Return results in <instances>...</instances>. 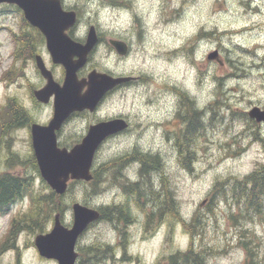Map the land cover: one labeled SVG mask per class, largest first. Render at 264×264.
<instances>
[{"label":"rangeland","instance_id":"374dc122","mask_svg":"<svg viewBox=\"0 0 264 264\" xmlns=\"http://www.w3.org/2000/svg\"><path fill=\"white\" fill-rule=\"evenodd\" d=\"M63 3L65 8H70L76 6L78 0H63ZM101 4L104 7H112L111 3L106 2L103 5L101 2ZM77 8L81 12L79 16L80 26L87 24V31L89 24L97 25V29L103 33L105 41L99 43L90 53L85 66L87 68L94 67L97 71L114 74L131 73L138 77V80L134 83L106 95L95 108V113H92V111L81 115V118L74 117L66 126V131H63L59 137L60 142L72 147L80 142L87 132L84 133V130L90 123L94 124L92 122L94 119L99 122V120L121 117L128 122L125 131L106 138L94 155L92 167H97L99 171L97 175L100 176L99 179H96L98 187H96L95 192H93L92 183L90 182H70L67 192L61 199L64 205L61 216L65 224L72 223L71 204L74 201L97 207L100 211L105 207L118 205L117 207L122 208L126 213L125 219H114V222H109L102 218L88 226L76 244L79 255L81 248L95 245L98 249L101 247L107 248V245H109L110 247L107 249H110L112 255L96 264H169L171 255L178 251H184L182 249H187L190 243H194V246H197L195 247L196 250H199L200 244L210 249L207 257H226L229 253H232L233 255L230 258L235 260L236 250L243 249L246 253L243 264H264V201L257 202L256 210L253 214H249L250 217H242L236 204L232 209L219 194L215 200H210L211 189H205L204 187V178L209 173L216 172L217 169H224L228 173V179L237 177L232 175V172L237 168H247L248 172H251L261 165L264 166V124L257 126L259 128L249 125L248 121L245 122L247 112L238 108L235 103L250 87V73L245 70L244 64L247 58H255L254 49L245 46L248 43L246 33L250 30L245 28L246 31L233 35L239 37L242 41L231 46V53L238 54L240 57L238 62H233L229 58V50L219 44L220 41L229 37L226 35H222L218 41L216 40L218 45L222 47L220 54L224 59L223 65L217 62H208L206 59L203 62L192 59L197 51L195 36L187 40L182 48L166 53L169 58L177 55L187 57L199 69L201 79L205 75V70L209 64L213 66L216 73L214 79L217 82V99L208 106L216 115L208 109L211 112V119L204 117V120H202L203 128L197 133L189 135L187 130L188 118L182 111L193 108L195 110L194 102L193 106L187 108V106L183 107L180 99L177 106L178 114L175 113L172 119L157 124L155 122L157 112L163 110L166 106V98L163 93L174 92L178 96L179 93H186L178 88L154 82L149 75L144 74L142 71L139 64L140 54L136 51L134 44L124 36L113 37L111 33L102 31L100 25L95 21L82 22L84 8L79 6ZM214 10L224 18L227 11L226 0H214ZM180 15L179 11L169 9L165 0L162 4V18L165 23L175 21ZM21 19L22 17L19 14L10 11L6 18L5 15H0V24H5L6 27L11 26L18 32V24L19 29H21ZM232 27L238 26L235 23L223 22L219 30ZM242 28L244 29V27ZM22 29H25V26ZM135 30L137 37L142 39V22L139 19L135 20ZM8 36L7 29L2 30L0 33V42L2 41L3 44L0 47V75L1 72H5L4 68L7 67L5 75L2 74L4 75L2 77L4 78L2 80L4 84L0 85V97L6 90L8 94L15 97L17 95V99H14V101L17 100L18 105L10 101V110L7 109L8 111L4 112L1 107L4 100L0 98V119L4 115L5 119L6 117L9 118L12 111H14L13 114H18L22 116L21 118L26 119L23 122L19 121L11 125L13 133L12 131L10 133H12L14 142L10 149L13 152L4 146L5 142L0 146V175L8 173L26 177L30 180L33 190L40 195H44L47 191V184L41 179L39 173L32 169V162L29 157L32 153L27 144L29 136L20 127L23 123L32 121V119L45 121L50 114V107H42L35 103L36 101L32 99L27 87L28 81H30L28 83L35 85L39 81L35 63L31 59V54L35 51L34 48L38 47V51L48 62H50V56L44 53L41 39L40 42L36 40L33 41L34 47L30 48L29 52L26 51L21 63H17V66H15V62L12 63L9 56L12 43L11 39L9 41L10 36ZM109 38L125 41L130 47L129 52L125 56L118 55L107 43ZM76 39L82 41L84 38ZM112 52H115L119 57V63H114L110 56ZM125 60L128 63H124ZM106 65L111 67L110 71L105 67ZM247 67L264 72V63L259 65L248 64ZM81 70L79 69L77 74L84 77L91 69ZM56 74L59 78L58 68ZM225 84H228L227 89H225ZM6 85L8 86L5 87ZM144 87L151 90L147 98L143 91ZM248 103L249 108L256 106L251 101ZM157 105L159 108H157ZM259 107L264 108V106ZM145 109L148 110L145 111ZM228 114L230 116L226 119L225 116ZM159 128L163 129L164 138L175 142L172 147L177 153V162L183 169V172L170 174L168 172V162L171 159V151L165 152L161 149L157 154L159 161H162L163 164V167H160L163 172L157 176H164L159 179L161 190L158 192L161 193L163 198L165 196L171 198L173 201L171 213L174 215H171L168 209L162 210L160 213L155 212V215L152 214L154 207L147 200V196L154 190L153 180L147 187L144 182L147 179L145 176L142 178V182L136 183L135 187L138 188L137 191L140 194H142L141 190H144L145 187L148 192L147 196L139 195L137 202L129 197L127 191L130 189L123 186V191L112 183L116 180L120 184L123 178H128L131 181L130 176L137 174L136 157L133 153L141 151L140 148L134 149L136 150L134 152L132 150H114L127 143L130 138L138 139L145 148H153L159 141L157 136ZM3 132L0 131V136L8 137V134L5 132L4 135ZM8 140L9 138L6 141ZM181 144L188 146L190 155L184 154L185 151ZM127 152H129L128 155H123ZM146 162L149 164L148 160ZM147 174L148 170L144 175L147 176ZM214 179L215 183L226 180L219 175L215 176ZM29 190H32L30 186ZM36 197L34 192L32 197L28 193L24 194L20 199H16L5 213L0 215V238L6 233L9 237L7 246H11L7 247L2 256L0 255V264H57L54 260H46L38 255L33 244L37 232L26 227V225H31L34 220L39 219L43 227L42 232L51 228L53 217L46 220L47 217L44 214V210L48 209V204L46 201L31 203L30 198ZM96 200H108L110 203L96 206L94 204ZM163 207L167 206L161 203L160 208ZM24 214L28 215L25 217H27L26 219L30 218V223L23 221L24 223L19 222L13 227L14 220L12 223L11 220L14 218L21 219ZM185 237H187V241ZM84 241H94V243L86 244L83 243ZM86 257V262L91 264L89 256L86 255Z\"/></svg>","mask_w":264,"mask_h":264},{"label":"clouds","instance_id":"9594fccd","mask_svg":"<svg viewBox=\"0 0 264 264\" xmlns=\"http://www.w3.org/2000/svg\"><path fill=\"white\" fill-rule=\"evenodd\" d=\"M165 0H129V8L104 7L101 0H78L77 6L84 8L82 22L95 21L99 24L102 31L111 33L113 37L124 36L136 46V51L140 54L139 64L144 74L149 75L154 82L166 84L169 87L178 88L184 91L194 102L195 110L204 114V117L211 119V112L206 111L208 106L217 99V82L214 79L216 73L213 66L209 65L205 70V75L200 78L199 69L182 55L169 58L166 53L180 49L187 40L196 36L201 30L215 32L221 28L223 22L235 23L238 27L249 29L246 33L247 47L253 48L255 58L249 57L244 61L245 70L250 73V87L246 93L238 98L236 106L243 111L250 110L249 101L256 106H264V72L259 69L253 70L247 67L248 64L259 65L264 63V0H247L248 8L244 7V0H226L225 17L214 10V0H166V6L179 11L181 15L171 23H165L162 18V4ZM142 22L143 38L137 37L135 30V20ZM230 18V19H228ZM86 27L78 25L76 35L86 38ZM239 37L229 36L219 44L230 52L229 58L233 62H238V54L231 53L233 44L241 43ZM218 42L208 39H200L197 42V51L193 56L194 61L203 62L206 54L217 48ZM114 63H119V57L115 52L110 53ZM146 61V62H145ZM128 63L127 60L123 61ZM108 70L111 67L106 65ZM228 84H225V89ZM147 98L151 91L147 87L143 88ZM166 106L157 112L155 122L162 124L165 120L172 119L177 111L180 97L174 92H164ZM157 108L159 106L157 105ZM148 109H145L147 111ZM223 115V114H222ZM230 114L225 118H229ZM202 117V120H204ZM206 122V121H205ZM159 141L153 148H145L138 140L130 138L125 144L119 146L114 151H129L140 148L145 153L158 154L161 149L165 152L171 151L168 172H183L177 162V153L172 147L174 141H169L163 136V129L157 130ZM135 167L137 174L131 175L133 182L139 180V162ZM248 172L247 168H237L232 175L242 178ZM219 175L222 179H227L228 173L224 169H217L214 173H209L204 178L205 189H211L215 183L214 177ZM159 176L153 178V189L159 191ZM108 200H96L94 204L100 206L107 205ZM187 218V217H186ZM187 241V237H185ZM103 243V241H101ZM83 243L92 244L94 241H84ZM186 251L187 249H182ZM229 253L226 257L209 256L205 258L204 264H243L246 253L243 249L236 250V259L233 260Z\"/></svg>","mask_w":264,"mask_h":264},{"label":"water","instance_id":"95a60500","mask_svg":"<svg viewBox=\"0 0 264 264\" xmlns=\"http://www.w3.org/2000/svg\"><path fill=\"white\" fill-rule=\"evenodd\" d=\"M14 3L23 11L24 18L37 27L45 36L46 48L54 63L64 67L62 84L54 81L40 56H36V65L46 78V84L34 91L40 101L46 102L53 96V115L46 125H31V143L40 176L57 194H63L69 180L89 181L90 169L95 151L108 136L126 128L123 118L102 120L88 127L79 143L70 149L58 147L55 130L74 111L88 109L93 111L105 93L128 77H113L104 72L92 70L87 77L78 78L77 71L86 61L88 54L98 41L94 26H90L84 43L73 40L65 31L74 25L76 13L64 10L60 0H0ZM115 51L124 55L127 44L121 40L109 39ZM217 54L213 51L208 58ZM257 122H264V109L253 106L247 112ZM72 224L65 226L59 213L53 219L50 231L39 233L34 238L38 254L55 259L57 264H75L78 253L75 245L78 237L87 226L99 218L95 208L79 202L71 205Z\"/></svg>","mask_w":264,"mask_h":264},{"label":"flooded vegetation","instance_id":"af4514ba","mask_svg":"<svg viewBox=\"0 0 264 264\" xmlns=\"http://www.w3.org/2000/svg\"><path fill=\"white\" fill-rule=\"evenodd\" d=\"M60 1H61V4H62L63 8H65L63 0H60ZM101 2L103 3V5L106 2L107 3H111L112 8H129L130 7L129 0H101ZM244 5H245V8H248L247 1L244 2ZM65 9H73V10H75L76 14L78 15L77 4L74 7L65 8ZM10 11H14V13L19 14L22 17V19H21L22 20L21 29H19V24H18V32H17V30L13 29V27H11V26L6 27L5 24H2V25L0 24V33L2 32V30H6L7 29V34L10 36V37L8 36L9 37V41L11 39L12 48L9 50V56L12 59V63L15 62L14 63L15 66H17L16 65L17 63H21L25 52L26 51L29 52L31 50L30 48L34 47L33 41L38 40L40 42V39H41V41L43 43L42 48L45 50L44 53H46V54H48L50 56V54H49V52L47 51V48H46L45 36L40 32L39 29H37L36 27L30 25L28 22H26L24 20L23 13H22L21 9H19V7L17 5H15V4H10V3H6V2L0 3V15H5V18H6L7 15L10 14ZM78 25H80L79 19H77V22L73 26L69 27L65 31V33L68 36H70L71 38H73L75 40H77L76 38H80V37H78L75 34L76 31H77V26ZM90 25L91 24H89L88 27ZM23 26H25V29H22ZM94 26H95V30H96L97 36H98V44L105 42L104 41V37H103V33H101L97 29V25H94ZM242 29H243L242 27H232V28H226L224 30L215 31V32H206V31L201 30L195 36L194 39L196 40V42H198L200 39H208V40H211V41H216V40L218 41V39H220L222 37V35H226V36L238 35V34L242 33V31H243ZM215 37H218V38H215ZM78 41H80V40H78ZM82 41H84V39ZM2 46H3V44H2V41H1L0 42V47H2ZM127 46H128L127 47V50H128L127 53H128L130 47H129L128 44H127ZM34 49H35V51L32 52L31 59H33V61L35 63V67H36V62H35L36 61V56L38 55V56H40L42 58L46 68L48 70H50V72L52 74V77L54 78L55 82L62 83L63 75H64V67L61 64L54 63L52 61V59H51V56H50V62L46 61L44 56L40 53V51H38V47H36ZM215 50L217 51V55H215L214 58L209 59L207 57V54H206V58H205L206 61H208V62H217L220 65H223L224 64V59L222 58V56L220 54V52L222 50V47L220 45H218ZM89 57H90V55L87 58V62L89 60ZM87 62H86V64H87ZM228 62L231 63L230 61H228ZM209 65H207V67ZM201 66H203V65H201ZM57 68L59 69V72H60V77L59 78L57 77V74H56V69ZM4 69H5V72L4 73L1 72L0 81H2L4 79L2 77L5 75V73L7 71V67L4 68ZM79 69H82L81 71H83L84 69H91V70L95 69L96 70V68H94V67L87 68L85 65L80 67ZM36 71L38 73V80H39L38 83L35 85V84H32V83H28L30 81L27 80L28 81L27 82V84H28L27 87L29 89V93H30L32 99L36 101V102L34 101L35 103H37L38 105H40L42 107L43 106L44 107H48V106L50 107V114L48 115V118L45 121H39V120L35 121L34 119H32V121L25 122L20 127L21 129H23L24 132L27 133V136H29V140H28L27 144H28V147H29V150L31 151V153H33V152H32V143H31V136H30V125L33 122H37V123H39L41 125H46L49 122V120L51 119L52 111H53V96H50L46 102H43V101H40L39 99H37L35 97V95H34V91L37 90V89L42 88L47 82L46 78L41 74L40 70L37 67H36ZM106 73H108V72H106ZM2 74H4V75H2ZM108 74H110L111 76H114V77H118V76L128 77V79L126 81H124V82H121V83L115 85L112 88V90H109L107 92L106 95H108L110 93H113V92H115V91H117V90H119V89H121V88H123V87H125V86H127L129 84H131V83H134L135 81L138 80V77L135 76V75H132L131 73L130 74L108 73ZM86 76H84V77H86ZM78 78H82L81 75H78ZM3 84H4V82H3ZM7 86L8 85H6L5 87H7ZM0 98H2V100H4V102L1 104V107H2L4 112L8 111L7 109L10 110V108H11V105H9L10 101H11V103H14L15 105H18L17 100L14 101V99H17V95L15 97L14 95L8 94L6 92V90L3 92V95ZM13 112L14 111H12V115L9 118L6 117V119H5V115H4L0 119V131L1 132H3L4 130L8 131V132L4 131L2 133V134L5 135V132H6V134H8V137H6V136L1 137L0 136V146H1V144H3L5 142L4 146L8 147V149H10L11 146H13V142H14V138L12 136L13 131L11 129V125L18 123L19 121L23 122V119H24V118H21L22 116H19L18 114H13ZM178 112H179V110L176 111V114H178ZM86 113L88 114V113H91V112L89 110H86V109L85 110H81V111L72 112L62 122V124L59 127V129L55 130L56 139H57V146L58 147L70 148L67 144H65L63 142H60L59 137L62 135L63 131H66V129H65L66 126L68 125V123H70L74 119V117L81 118V115L86 114ZM92 113H95V110ZM94 121H95V119L92 122L93 123L98 122V121H95V122ZM247 121L249 122V125H252L254 127L261 126V125L264 124L262 122H256L255 120H252V119L250 120L248 117H247V120L245 122H247ZM90 124H92V123H90ZM89 125L87 126L86 130H84V133H85V131H87ZM127 127H128V122H127ZM257 128H259V127H257ZM17 129H19V128H17ZM125 129L120 131V132H118V133H122L123 131H125ZM10 131H12V133H10ZM8 138H9V140L6 141ZM11 152H13V151L11 150ZM244 177H245V175L242 176V178H234V177H232V178H228V179H226L224 181H220V182L214 183L213 186L211 187L210 200H213V199L215 200V198L218 197V194H219L221 198L225 199L226 203L229 206H231L232 209L234 208V206L236 204L238 206L239 210L241 211V216L242 217L243 216L247 217L248 210L251 211L254 208V205H251V204L247 203V196L252 190V188H251L252 184L248 180H245ZM253 190H256V188H254ZM257 191H259V189H257ZM256 201H264V198L261 199V200L256 199ZM255 210H256V208H255ZM99 212L101 213V211H99ZM12 221H13V219L11 220V223H12ZM11 223H10V225H11ZM7 240H8V238H7V235L5 233L0 238V255L1 256H2L3 252L5 250H7V247H8L7 246Z\"/></svg>","mask_w":264,"mask_h":264},{"label":"trees","instance_id":"16d2710c","mask_svg":"<svg viewBox=\"0 0 264 264\" xmlns=\"http://www.w3.org/2000/svg\"><path fill=\"white\" fill-rule=\"evenodd\" d=\"M25 119L26 118H24L23 120H25ZM194 126H197V131L196 130L193 131ZM202 128H203V122L201 119V115H197L196 113L192 114L190 122H189V126L187 128L189 135H193V134L197 133ZM183 149L185 151L184 152L185 155L186 154L190 155V149H188L187 145L183 144ZM29 157H30V160L32 162V169H34L38 173L37 165L34 161L33 156L30 154ZM135 157L137 159H139V161L141 163V167H140L139 171L144 172L145 169L150 168V172L147 174V179H146V183H145V186L147 187L152 183V180L155 176V172H157V169H158V168H156L158 166V163L156 160H153L151 162L152 167H150V164L148 166L145 163V161L141 158L143 156L140 157L139 155L135 154ZM97 172H99L97 170V167L92 168V179H91L90 183H92L91 187L93 189V192H95L96 187H98V185H97L98 183L96 182V179H99ZM149 174H152V176H150ZM244 178H245V180H248L252 184V185L250 184L252 190L247 196V203L254 205V208L251 211L248 210V215H249L250 214L249 212H252L255 210L257 202H259V203L262 202V201H256V199L261 200L264 198V166H262V165L259 166L258 168L254 169L252 172L246 174ZM29 186L33 190V187L31 185L30 180L26 177H19L17 175H12V174H8V173H4V174L0 175V214L2 212H5L9 208V206L16 199H20L22 197V195L28 193L32 197L33 192H34L37 197L32 198V199L30 198L31 203L32 202L38 203L40 201H46L48 204L47 205L48 209L44 210L45 217H47L46 220L51 219L54 215L53 213H56V212H59L62 215L64 205H63V202L61 199H62L63 195H57L47 185H46V187H47L46 193L44 195H40L37 192H35L34 190H33V192H32V190H29ZM127 188L130 189L129 191H127L129 197L135 202L138 201L139 195H142V194L144 195V193L140 194L139 191H137L133 187H127ZM254 188H256V190H253ZM257 189H259V191H257ZM147 194H148V192H147ZM150 195H151V197H150ZM150 195L147 196V200H149L150 203L152 204V206L154 207L153 208L154 211H152V214L155 215V212L160 213L162 210L165 211L167 209L171 213L172 202H173L171 200V198L166 197V196L164 198L163 197L160 198L159 192L154 191V190L151 191ZM161 203H163L167 207L160 208ZM37 208H38V206H37ZM106 208L107 207H105L101 211L100 219L105 218L104 210ZM171 215H174V214L171 213ZM25 216H28V215L24 214L21 217V219L16 218V220H14V222H13V227L16 226V224H18L19 222H23V221L30 223V218L26 219L27 217H25ZM125 217H126V213H124L123 218L125 219ZM108 218H110V217L108 216ZM193 220H194V218H193ZM191 225H192V223H191ZM26 227L33 230L34 232H42V229H43L42 225L40 224L39 219L34 220L31 225H26ZM18 229H19V227H18ZM109 247L110 246L107 245V248H109ZM195 247H197V246H194V243H190V246L187 248L186 251H178L174 255H171L169 257V264H204L205 258H207V255H208V252L210 251V249H207L202 244L199 245V250H196ZM101 248H105V247H101ZM101 248L97 249L95 247V245H91L90 247H84V249L81 248L80 255H79V258H78L76 264H88V262H86V260H87L86 255H88L90 257L91 254H95V256H97V253H99L98 250Z\"/></svg>","mask_w":264,"mask_h":264},{"label":"bare ground","instance_id":"6f19581e","mask_svg":"<svg viewBox=\"0 0 264 264\" xmlns=\"http://www.w3.org/2000/svg\"><path fill=\"white\" fill-rule=\"evenodd\" d=\"M243 31H246V29L244 28V29H242ZM242 31V32H243ZM0 65H1V63H0ZM0 85H3V81H0ZM180 95H179V97H180V99H181V102H182V104H183V107H185V106H187V108L189 107V106H193V100H191L186 94H183V93H179ZM210 111H212L213 112V114H215L216 115V113L213 111V110H211L210 109V107L208 108ZM208 109L206 110V111H208ZM185 115H186V117L188 118V124H187V128H188V126H189V122H190V119H191V115L192 114H194V113H196L197 115H201V119H202V117H204V114L203 113H201V112H197L196 110H194V108L193 109H191V110H183L182 111ZM213 117V116H212ZM203 122V121H202ZM194 130H196L197 131V126H194V128H193V131ZM181 146L183 147V144H181ZM134 151H136V150H132V152H134ZM139 153H141V154H143V155H141V154H139V153H136V152H134L133 154L135 155H139L140 157L141 156H143V157H141L144 161H145V163L149 166V164H150V167H152V164H151V162L153 161V160H156L157 161V163H158V166L156 167V168H158V170H157V172H155V176H157L158 174H160V173H162L163 172V169L162 168H160L163 164H162V161L160 162L159 161V158H158V155L157 154H150V153H145V152H142V151H138ZM129 154V152H127V153H124L123 155H128ZM187 155V154H186ZM139 158V157H138ZM146 160H148L149 161V164L146 162ZM135 162H139L140 163V161H139V159H137L136 158V160H135ZM140 165H141V163H140ZM163 167V166H162ZM148 170V173L150 172V168H148V169H145V171L144 172H142V171H139L138 172V175H139V180L137 181V182H133L132 180L131 181H129L128 180V178H123V181L120 183V184H118L117 182H116V180H114V181H112V183L113 184H115L118 188H121L123 191H124V187L123 186H125V188L127 189V187H129V186H131V185H134L133 186V188L134 189H136V190H138V188L137 187H135V185H136V183H139V182H142L143 181V177L145 176L146 178H147V176L146 175H144L145 174V172ZM144 173V174H143ZM150 176H152V174H149ZM164 176H162V175H159V179H162ZM99 178H100V176H99ZM118 181V180H117ZM145 183H146V180L144 181ZM161 190V187L159 188V191ZM141 192L142 193H144V196H147L148 194H147V191H146V188L144 189V190H141ZM166 193V192H165ZM159 197L161 198V193L159 192ZM150 197H151V195H150ZM118 205H111V206H108L105 210H104V216H105V218H103V219H105V220H107V221H109V222H111V221H113L114 222V219H123V217H124V210L122 209V208H119V207H117ZM108 216L110 217V218H108ZM98 252L99 253H97V256H95V254H91L90 255V257H89V261L90 262H92L91 264H96V263H98V262H101L102 260H104L105 258H108V257H110L111 255H112V252L109 250V249H107V248H101V249H99L98 250Z\"/></svg>","mask_w":264,"mask_h":264}]
</instances>
